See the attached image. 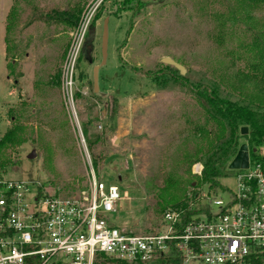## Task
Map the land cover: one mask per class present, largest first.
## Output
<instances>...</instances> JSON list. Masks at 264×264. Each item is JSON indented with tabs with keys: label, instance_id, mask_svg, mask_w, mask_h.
<instances>
[{
	"label": "rangeland",
	"instance_id": "1",
	"mask_svg": "<svg viewBox=\"0 0 264 264\" xmlns=\"http://www.w3.org/2000/svg\"><path fill=\"white\" fill-rule=\"evenodd\" d=\"M240 2L0 0V139L21 125L26 140L0 156L9 161L0 178L40 182L43 191L68 198L88 190L92 165L97 180L119 188L121 200L110 214L118 228L159 230L182 194L190 198L199 191L189 185L197 181L194 167L220 136L195 88L208 86L243 105L255 95L253 83L236 76L257 62L256 39L264 48V6L249 9L246 19ZM77 7L75 28L33 16ZM106 18L108 57L94 92ZM83 30L75 67L68 71ZM92 34L89 63L83 45ZM166 57L186 68L188 86L175 85L179 73L160 62ZM159 75L167 78L166 86ZM94 155L101 157L97 165ZM221 183L235 189L232 177ZM201 193H208L206 186Z\"/></svg>",
	"mask_w": 264,
	"mask_h": 264
},
{
	"label": "built area",
	"instance_id": "2",
	"mask_svg": "<svg viewBox=\"0 0 264 264\" xmlns=\"http://www.w3.org/2000/svg\"><path fill=\"white\" fill-rule=\"evenodd\" d=\"M202 169L197 163L194 174ZM233 172L234 190L223 186L207 207H189L187 220L171 208L159 230L138 234L113 223L119 188L97 180L92 165L88 190L68 198L40 191V182L0 178V264H95L101 255L146 264L172 248L183 264H264V165L250 159L247 169Z\"/></svg>",
	"mask_w": 264,
	"mask_h": 264
},
{
	"label": "trees",
	"instance_id": "3",
	"mask_svg": "<svg viewBox=\"0 0 264 264\" xmlns=\"http://www.w3.org/2000/svg\"><path fill=\"white\" fill-rule=\"evenodd\" d=\"M131 1L138 0H124V4L131 3ZM240 1V4H242L240 9L246 14V19H251V13L248 11L249 9L264 6V0ZM80 15L81 10L77 7L66 11L53 10L49 12L43 11V13L35 11L33 16L44 19V22L46 23L55 20L75 28L80 21ZM230 20L233 24L236 22L233 17H231ZM225 24L226 20H221L220 25L222 28L225 27ZM261 36H264V32ZM253 44L254 47L258 49V54L255 57L257 62L250 66L249 72L241 73L240 76L237 74L236 76L240 82H246L248 84L253 83L254 85L255 95L250 98L248 105H243L238 101L224 99L217 94L214 89L202 84L195 88L197 94L201 95L205 100V104L208 107L210 121H213L216 127H220L221 132L218 137L217 146L212 147L202 159L201 164L203 165V169L201 175H194L197 181L189 183L191 187L198 189L199 191H193V195L190 198L188 195L183 196L182 194V197L180 196L182 200L172 204L173 209L184 212L183 220H187L193 212L189 210V207L194 206V209H197L198 207H201L202 209L207 207L209 198L213 194H217L219 189L223 188L221 180L233 175L234 172L229 169V166L238 153L240 146H242L239 143L240 139H243L245 145L248 146L250 159H252L254 163L256 162L264 165V154H262V150H264V48H262V45L257 39ZM9 68L11 72H13V68ZM175 71L179 73L176 69ZM163 77L164 76H162V78ZM59 79L60 75L57 76V82ZM152 80L157 81L155 77ZM161 81L164 84L163 86H166L168 82L167 78H163L159 82ZM174 83L180 87L188 86V80L184 76H180V74H177ZM113 115L114 112H112V116ZM244 127L248 128L247 135L241 134V130ZM24 134L21 125H15L8 129L0 139V156H2L4 151L14 150L15 148L20 147L26 141ZM90 146L93 148L92 143H90ZM100 158L101 157H96L94 155V164L97 165V160ZM6 162L4 163L3 160L0 161V171L5 168ZM205 186L207 187L208 196L204 197L202 200L201 197L203 194L201 192ZM40 191H42V188ZM95 264L131 263L126 261L122 262L101 255L97 257ZM146 264H183V260L181 259L179 252L175 248H172L167 254Z\"/></svg>",
	"mask_w": 264,
	"mask_h": 264
},
{
	"label": "water",
	"instance_id": "4",
	"mask_svg": "<svg viewBox=\"0 0 264 264\" xmlns=\"http://www.w3.org/2000/svg\"><path fill=\"white\" fill-rule=\"evenodd\" d=\"M108 23H109V18H106L104 21L103 30H102L103 32L102 42H101L102 60H101L100 66L94 67V70H93L94 92H97L99 89V81H98L99 71H100L101 66H104V64L106 63V60L108 57V38H109ZM94 39H95V34H92L88 42L83 45V51L85 53V58L87 59L89 63H92L91 55L93 52L92 48H93ZM160 62L165 65L167 64L175 68L179 72L180 76H183L186 73V68L183 65L174 61L173 59H171L170 57L163 58L161 59ZM241 134L247 135L248 128L246 127L242 128ZM34 157H35V154L32 153L29 156V159H33ZM249 160H250L249 159V148L247 145L243 144L242 146H240L238 153L236 154L235 158L233 159L232 163L229 166V169L232 171H235V169H247L249 166Z\"/></svg>",
	"mask_w": 264,
	"mask_h": 264
},
{
	"label": "crops",
	"instance_id": "5",
	"mask_svg": "<svg viewBox=\"0 0 264 264\" xmlns=\"http://www.w3.org/2000/svg\"><path fill=\"white\" fill-rule=\"evenodd\" d=\"M9 79H10V78H9L8 75H7V80L9 81Z\"/></svg>",
	"mask_w": 264,
	"mask_h": 264
}]
</instances>
